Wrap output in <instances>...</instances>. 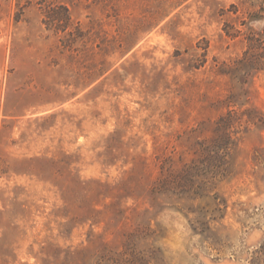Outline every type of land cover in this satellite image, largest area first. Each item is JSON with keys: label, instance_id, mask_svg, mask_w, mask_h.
Segmentation results:
<instances>
[{"label": "rangeland", "instance_id": "obj_1", "mask_svg": "<svg viewBox=\"0 0 264 264\" xmlns=\"http://www.w3.org/2000/svg\"><path fill=\"white\" fill-rule=\"evenodd\" d=\"M0 264H264V0H0Z\"/></svg>", "mask_w": 264, "mask_h": 264}, {"label": "trees", "instance_id": "obj_2", "mask_svg": "<svg viewBox=\"0 0 264 264\" xmlns=\"http://www.w3.org/2000/svg\"><path fill=\"white\" fill-rule=\"evenodd\" d=\"M61 7L66 12L65 17L62 18L58 13L50 9L46 13V21L49 25H55L57 28L59 27L62 30H67V28L71 24V15L67 7L65 6H61Z\"/></svg>", "mask_w": 264, "mask_h": 264}]
</instances>
